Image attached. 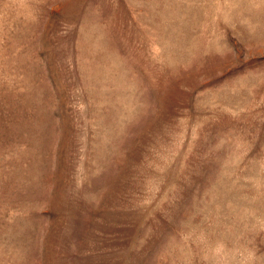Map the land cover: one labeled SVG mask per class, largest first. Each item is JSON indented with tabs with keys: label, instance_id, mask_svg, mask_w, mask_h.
Masks as SVG:
<instances>
[{
	"label": "rangeland",
	"instance_id": "obj_1",
	"mask_svg": "<svg viewBox=\"0 0 264 264\" xmlns=\"http://www.w3.org/2000/svg\"><path fill=\"white\" fill-rule=\"evenodd\" d=\"M0 264H264V0H0Z\"/></svg>",
	"mask_w": 264,
	"mask_h": 264
}]
</instances>
